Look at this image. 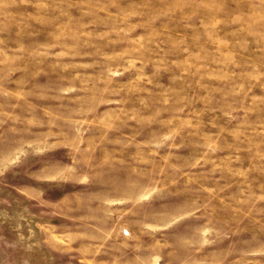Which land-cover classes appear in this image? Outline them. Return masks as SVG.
<instances>
[{"label": "rangeland", "instance_id": "1", "mask_svg": "<svg viewBox=\"0 0 264 264\" xmlns=\"http://www.w3.org/2000/svg\"><path fill=\"white\" fill-rule=\"evenodd\" d=\"M0 264H264V0H0Z\"/></svg>", "mask_w": 264, "mask_h": 264}]
</instances>
